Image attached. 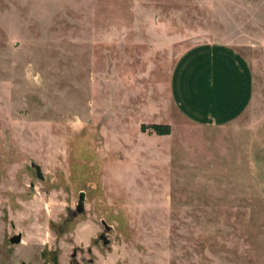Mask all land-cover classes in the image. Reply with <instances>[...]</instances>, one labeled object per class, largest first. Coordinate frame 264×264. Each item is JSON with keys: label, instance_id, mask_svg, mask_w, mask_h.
Instances as JSON below:
<instances>
[{"label": "rangeland", "instance_id": "obj_1", "mask_svg": "<svg viewBox=\"0 0 264 264\" xmlns=\"http://www.w3.org/2000/svg\"><path fill=\"white\" fill-rule=\"evenodd\" d=\"M202 43L251 67L234 125L171 100ZM263 118L264 0H0V264H264Z\"/></svg>", "mask_w": 264, "mask_h": 264}, {"label": "crops", "instance_id": "obj_2", "mask_svg": "<svg viewBox=\"0 0 264 264\" xmlns=\"http://www.w3.org/2000/svg\"><path fill=\"white\" fill-rule=\"evenodd\" d=\"M169 93L186 121L199 127L222 128L236 124L250 109L253 73L247 60L231 46L202 43L174 64ZM253 131V139L261 136L264 154V118L254 124Z\"/></svg>", "mask_w": 264, "mask_h": 264}, {"label": "water", "instance_id": "obj_3", "mask_svg": "<svg viewBox=\"0 0 264 264\" xmlns=\"http://www.w3.org/2000/svg\"><path fill=\"white\" fill-rule=\"evenodd\" d=\"M32 167L35 169V172H36V175L37 177L42 180L43 177H42V174H41V171H40V167L39 165H35L34 163H31ZM84 213V193L81 192L79 194V197H78V202H77V206H76V209L74 211V215H79V214H82ZM107 228H109L108 226H106ZM20 238L21 236L20 235H16L13 237V240H12V243L13 244H19L20 243Z\"/></svg>", "mask_w": 264, "mask_h": 264}, {"label": "trees", "instance_id": "obj_4", "mask_svg": "<svg viewBox=\"0 0 264 264\" xmlns=\"http://www.w3.org/2000/svg\"><path fill=\"white\" fill-rule=\"evenodd\" d=\"M147 128L150 129L157 136H167L171 132L169 125H161V124H154L149 127H145L144 125H142L141 131H144Z\"/></svg>", "mask_w": 264, "mask_h": 264}, {"label": "flooded vegetation", "instance_id": "obj_5", "mask_svg": "<svg viewBox=\"0 0 264 264\" xmlns=\"http://www.w3.org/2000/svg\"><path fill=\"white\" fill-rule=\"evenodd\" d=\"M81 193V192H80ZM84 193V192H83ZM79 197V196H78ZM84 197H85V195H84ZM16 236V235H15ZM21 236V235H20ZM14 237V236H13ZM13 237L10 239V242L12 243V240H13ZM101 238H103V237H101ZM20 243H21V238H20ZM19 243V244H20ZM54 262H56V257H54Z\"/></svg>", "mask_w": 264, "mask_h": 264}]
</instances>
